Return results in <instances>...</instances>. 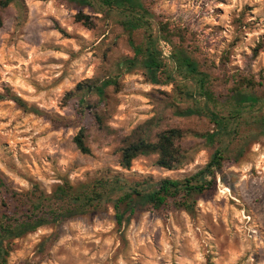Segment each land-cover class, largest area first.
Segmentation results:
<instances>
[{"label":"rangeland","instance_id":"rangeland-1","mask_svg":"<svg viewBox=\"0 0 264 264\" xmlns=\"http://www.w3.org/2000/svg\"><path fill=\"white\" fill-rule=\"evenodd\" d=\"M144 1L157 19L180 29L184 47L212 79L217 108L197 94H179L177 86L196 90L178 74L171 44L161 40L158 48L173 82L152 84L143 69L126 66L133 51L117 17L85 8L94 23L87 28L75 21L78 9L69 0H13L0 9V179L16 192L38 184L48 193L65 180L83 183L108 169L135 178L182 179L219 147L226 159L216 188L198 198L193 214L170 205L139 211L118 226L108 206L42 227L11 242L6 264H264V0ZM153 33L158 35L156 24ZM90 79L115 82L105 102L87 98L106 130L78 115L73 92ZM243 79L257 83L242 87L260 101L235 135L214 146L187 136L180 145L188 159L179 170L159 168L156 156L137 158L130 171L119 167L121 140L148 120L155 123L153 135L168 128L211 132L205 115L175 111L197 104L203 112L208 106L226 114L231 90ZM81 126L87 127L90 155L73 143Z\"/></svg>","mask_w":264,"mask_h":264},{"label":"trees","instance_id":"trees-1","mask_svg":"<svg viewBox=\"0 0 264 264\" xmlns=\"http://www.w3.org/2000/svg\"><path fill=\"white\" fill-rule=\"evenodd\" d=\"M13 0H0V9H4ZM78 12L74 19L87 28L94 23L91 16L82 12L91 9L95 14H103L108 19L117 17V23L127 35V43L133 51V57L125 60L129 69L141 68L144 76L152 84L172 83L158 42L163 40L172 46L171 59L178 74L195 84L196 93L184 91L177 86L179 94L194 99L197 94L204 98L207 105L217 108L216 98L211 90L212 79L202 71L200 63L190 56L184 47L183 35L177 27H170L169 21L157 19L152 9L144 0H69ZM154 24L158 27V35L153 33ZM3 17L0 12V29ZM141 35L138 42L136 35ZM179 38L173 42L172 38ZM262 48V44H260ZM242 85L231 90L226 107V114L213 111L208 106L203 112L195 106L177 109L175 114L181 117L206 116L213 125L211 132L204 134L188 133L180 128H168L153 135L155 123L148 120L140 125L130 135L121 140L119 149V167L130 171L133 162L140 157L156 156L159 168L174 171L181 169L188 159L187 151L180 145L187 136L199 137L207 145L222 144L223 139L237 133L243 116L250 113L259 104L260 99L247 89L255 87L251 79L240 80ZM115 84L108 79L94 81L92 79L78 83L73 94L79 106L78 115L90 118L100 130H106L104 119L97 113L95 107L88 102V97L95 96L99 103L107 99V90ZM183 90V91H182ZM69 94L68 96H74ZM18 104L19 98L13 99ZM58 120L53 119V123ZM260 126L264 132V117L260 119ZM73 143L78 151L90 155L91 149L87 144V127L81 126L73 137ZM224 149L216 148L209 161L195 173L182 179L169 177L154 179L151 176L139 178L125 176L123 173L111 169L102 171L89 181L73 184L68 180L56 185L51 192H46L38 184L31 189L16 192L10 189L0 179L1 207H0V264H6L12 252L11 242L22 238L38 229L84 216L104 207H111L118 226L128 224L139 211H160L170 205L193 214L198 198L216 188L217 172L226 159ZM242 156V151L237 157Z\"/></svg>","mask_w":264,"mask_h":264}]
</instances>
